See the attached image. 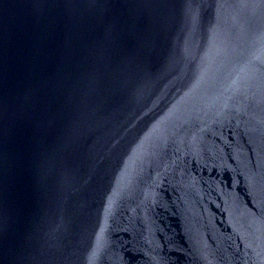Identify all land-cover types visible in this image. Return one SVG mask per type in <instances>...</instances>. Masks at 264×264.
Returning a JSON list of instances; mask_svg holds the SVG:
<instances>
[{
  "label": "water",
  "instance_id": "water-1",
  "mask_svg": "<svg viewBox=\"0 0 264 264\" xmlns=\"http://www.w3.org/2000/svg\"><path fill=\"white\" fill-rule=\"evenodd\" d=\"M0 264H264V0H0Z\"/></svg>",
  "mask_w": 264,
  "mask_h": 264
}]
</instances>
